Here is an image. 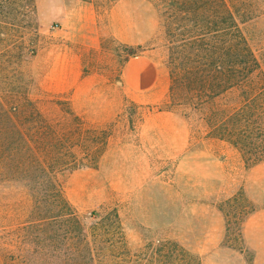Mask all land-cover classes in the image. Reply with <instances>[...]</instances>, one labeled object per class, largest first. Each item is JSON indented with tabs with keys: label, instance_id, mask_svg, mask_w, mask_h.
<instances>
[{
	"label": "rangeland",
	"instance_id": "374dc122",
	"mask_svg": "<svg viewBox=\"0 0 264 264\" xmlns=\"http://www.w3.org/2000/svg\"><path fill=\"white\" fill-rule=\"evenodd\" d=\"M225 2L0 0V264H264V0Z\"/></svg>",
	"mask_w": 264,
	"mask_h": 264
},
{
	"label": "trees",
	"instance_id": "16d2710c",
	"mask_svg": "<svg viewBox=\"0 0 264 264\" xmlns=\"http://www.w3.org/2000/svg\"><path fill=\"white\" fill-rule=\"evenodd\" d=\"M215 1L218 2V8L216 7L217 5L214 6V8L216 9V11L219 10L218 14L224 15V13H228V11L230 12V9L228 8L225 0H215ZM223 30L221 29L220 31H223ZM226 56H227V54H226ZM221 62L222 61L218 62L217 72L220 75L227 77L226 74H225V72H224V70H223L224 62H222V63ZM229 85H230L229 82H224V86L223 87L227 88V87H229Z\"/></svg>",
	"mask_w": 264,
	"mask_h": 264
}]
</instances>
